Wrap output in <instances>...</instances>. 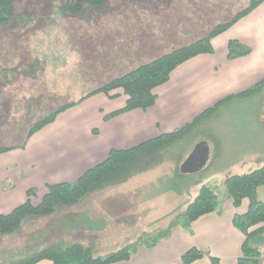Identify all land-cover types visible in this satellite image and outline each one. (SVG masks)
Segmentation results:
<instances>
[{
	"label": "rangeland",
	"instance_id": "rangeland-1",
	"mask_svg": "<svg viewBox=\"0 0 264 264\" xmlns=\"http://www.w3.org/2000/svg\"><path fill=\"white\" fill-rule=\"evenodd\" d=\"M67 1L15 0L14 15L0 24V146H20L35 123L60 106L181 45L174 43L146 59L133 57L136 46L147 51V46H152L148 41L173 35L174 30L181 29L179 22L207 23V34L218 22L231 20L249 2L107 0L99 6L71 11ZM221 122L231 131H239L247 123L230 117ZM258 132L261 143L256 153L227 147L208 166L182 173L181 161L195 145L185 139L170 145L164 158L138 160L131 175L120 182L88 192L78 202L61 205L48 215L27 216L17 230L0 234V263L10 264L58 243H85L84 227H101L111 218L115 221L116 211L126 205L130 207L127 229L133 237L147 231L150 240L169 220L181 225L180 213L201 184L215 187L222 203L228 196L223 183L228 175L264 163V120ZM250 157L257 162L254 164ZM120 192L126 193L124 199ZM257 196L264 200V185L258 187ZM119 228L112 229L119 233ZM100 240L94 248L85 244L95 254H105L128 241L124 233H111ZM261 251L259 264H264V246ZM204 256L214 264V254L209 251Z\"/></svg>",
	"mask_w": 264,
	"mask_h": 264
},
{
	"label": "crops",
	"instance_id": "crops-1",
	"mask_svg": "<svg viewBox=\"0 0 264 264\" xmlns=\"http://www.w3.org/2000/svg\"><path fill=\"white\" fill-rule=\"evenodd\" d=\"M196 24L179 22L180 30H174L170 36L163 35L157 42L148 41L152 46L148 45L147 51L136 46L133 57L146 59L147 56L161 54L160 50L174 43L182 45L194 41L205 34L209 26L201 22ZM129 38L127 29L128 41ZM229 40L248 46L250 51L229 56ZM211 44V52L198 53L177 64L167 80L153 88L155 99L149 106L125 109L106 117L105 114L125 105L127 94L119 87L109 92L90 93L91 90L71 100L76 102L34 131L23 145L1 151L0 213H9L23 203L29 189L34 190L29 195L34 202L45 193L48 183L75 181L88 168L102 162L111 149L138 146L161 134L173 132L195 118L189 130L172 144H179L185 139L195 145L207 141L209 154L202 168L219 158L227 147L231 151L237 148L238 152L256 153L261 143V135L257 131L264 120V0L214 35ZM236 49L239 50L240 46ZM229 117L247 123L239 131L227 130L221 121L229 120ZM169 147L155 149L157 159L166 157ZM191 152L186 153L181 163ZM250 160L254 164L257 162L256 158L250 157ZM120 193L124 199L126 193ZM128 199H132L130 195ZM247 206V198L234 206L228 195L214 210L187 224H176L155 245L139 244L130 258L108 264H184L181 255L190 247L209 250L223 264H232L240 256L244 240V234L234 226L232 217L235 212H244ZM129 208L126 205L117 210L116 220L111 218L106 225L99 227L96 223V227H84V242L94 248L100 238L109 237L111 233L116 236L126 234L128 241L123 245L134 241L136 237L127 229ZM167 224L160 228H165ZM118 226L121 227L119 233H115L112 228ZM31 264L53 263L48 258H42ZM188 264L212 262L202 256Z\"/></svg>",
	"mask_w": 264,
	"mask_h": 264
},
{
	"label": "trees",
	"instance_id": "trees-1",
	"mask_svg": "<svg viewBox=\"0 0 264 264\" xmlns=\"http://www.w3.org/2000/svg\"><path fill=\"white\" fill-rule=\"evenodd\" d=\"M14 1L0 0V24L6 22L14 15ZM106 1L68 0L66 4L70 7L71 11H74L82 10L87 6H99ZM261 1L249 0L247 6L239 10L231 20L216 24L207 34L190 43L173 48L150 61L139 64L137 67L110 79L90 93L97 91L109 92L119 87L127 94L125 105L105 114L106 117L125 109L149 106L155 99L153 88L166 81L170 71L177 64L198 53L211 52V38L226 29V27L240 16L246 14ZM237 46H240L239 50L236 49ZM249 51L250 48L248 46L240 44L236 40H229L228 42L229 56L243 55ZM75 102L71 101L60 106L51 114L36 122L29 130L28 137L44 124L52 121L58 112ZM196 119L173 132L161 134L157 138L150 139L138 146L129 149H111L108 156L102 162L88 168L75 181L48 183L45 193L36 204H33L29 198V195L34 190L29 189L27 192L28 197L23 203L17 205L9 213H0V234L17 230L27 216L48 215L61 205H70L78 202L88 192L99 190L109 184L128 178L133 172L134 164L138 160L141 163L157 159L158 154L155 149L173 145L172 143L186 133ZM12 147L14 146H0V152ZM223 183L228 195L232 198L234 206H238L243 198L248 199L247 209L244 212H235L232 217L234 226L244 234V240L241 244V254L232 264H259L262 255L261 247L264 246V200L258 198L257 189L260 185H264V163L260 167L249 171L230 174L224 179ZM219 204L220 198L215 187L206 183L201 184L194 198L185 205L180 213L183 217L182 223L187 224L191 222L198 216L214 210ZM177 223L174 220L170 221L165 229L159 230L157 236H154L150 240L147 239L150 234L144 233L139 235L134 241L105 254H95L90 245L74 241L43 247L31 256L10 264H31L42 258L50 259L53 264H108L114 261L125 260L130 258L137 245H155L159 239L167 236L172 227ZM206 253L208 254L209 251L190 247L181 255L182 262L188 264L204 256ZM211 260L214 264H223L216 256H211Z\"/></svg>",
	"mask_w": 264,
	"mask_h": 264
},
{
	"label": "water",
	"instance_id": "water-1",
	"mask_svg": "<svg viewBox=\"0 0 264 264\" xmlns=\"http://www.w3.org/2000/svg\"><path fill=\"white\" fill-rule=\"evenodd\" d=\"M209 154L207 141L198 142L181 164L182 172L195 171L204 166Z\"/></svg>",
	"mask_w": 264,
	"mask_h": 264
}]
</instances>
